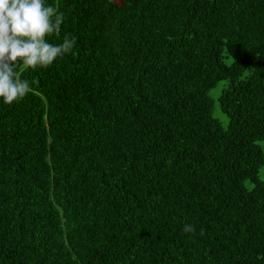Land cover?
<instances>
[{
	"label": "trees",
	"instance_id": "trees-1",
	"mask_svg": "<svg viewBox=\"0 0 264 264\" xmlns=\"http://www.w3.org/2000/svg\"><path fill=\"white\" fill-rule=\"evenodd\" d=\"M45 6L76 44L0 98V264H264V0Z\"/></svg>",
	"mask_w": 264,
	"mask_h": 264
},
{
	"label": "clouds",
	"instance_id": "clouds-1",
	"mask_svg": "<svg viewBox=\"0 0 264 264\" xmlns=\"http://www.w3.org/2000/svg\"><path fill=\"white\" fill-rule=\"evenodd\" d=\"M64 13L45 0H0V98L5 104L23 98L31 89L15 69L21 62L25 69L47 67L76 44L74 37L65 36L59 45L46 41L50 34L59 35ZM183 231H194L185 225Z\"/></svg>",
	"mask_w": 264,
	"mask_h": 264
}]
</instances>
